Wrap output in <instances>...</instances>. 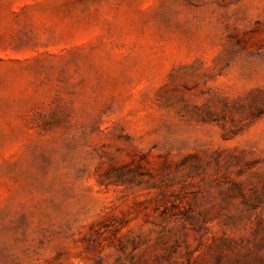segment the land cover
Masks as SVG:
<instances>
[{"label": "rangeland", "instance_id": "374dc122", "mask_svg": "<svg viewBox=\"0 0 264 264\" xmlns=\"http://www.w3.org/2000/svg\"><path fill=\"white\" fill-rule=\"evenodd\" d=\"M0 264H264V0H0Z\"/></svg>", "mask_w": 264, "mask_h": 264}]
</instances>
